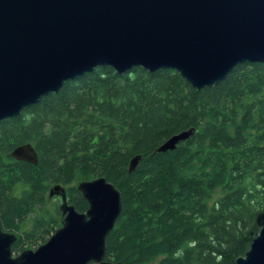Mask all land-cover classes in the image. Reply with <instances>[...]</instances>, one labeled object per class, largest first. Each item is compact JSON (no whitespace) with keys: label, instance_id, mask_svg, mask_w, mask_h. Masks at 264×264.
Returning a JSON list of instances; mask_svg holds the SVG:
<instances>
[{"label":"trees","instance_id":"1","mask_svg":"<svg viewBox=\"0 0 264 264\" xmlns=\"http://www.w3.org/2000/svg\"><path fill=\"white\" fill-rule=\"evenodd\" d=\"M191 128L174 149L155 151ZM27 142L37 165L10 155ZM99 176L122 195L108 260L235 264L264 222V62L236 64L202 89L173 68L95 66L0 120V224L17 236L14 253L61 226L52 186L84 212L78 184Z\"/></svg>","mask_w":264,"mask_h":264},{"label":"water","instance_id":"2","mask_svg":"<svg viewBox=\"0 0 264 264\" xmlns=\"http://www.w3.org/2000/svg\"><path fill=\"white\" fill-rule=\"evenodd\" d=\"M264 62V0H0V120L20 114L70 78L108 65L173 68L194 88L222 81L236 64ZM194 128L174 133L156 152L174 149ZM30 143L14 159L38 164ZM141 155L131 158L129 171ZM61 197L62 224L36 248L18 254L17 236L0 224V264H121L105 258L122 213V195L104 177L83 180L87 210ZM235 264H264V222Z\"/></svg>","mask_w":264,"mask_h":264}]
</instances>
